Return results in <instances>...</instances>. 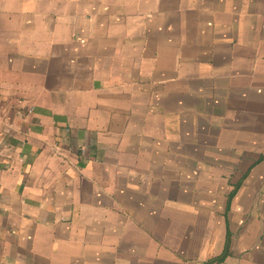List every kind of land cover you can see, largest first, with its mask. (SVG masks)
Masks as SVG:
<instances>
[{"label":"crops","instance_id":"obj_1","mask_svg":"<svg viewBox=\"0 0 264 264\" xmlns=\"http://www.w3.org/2000/svg\"><path fill=\"white\" fill-rule=\"evenodd\" d=\"M0 264H264V0H0Z\"/></svg>","mask_w":264,"mask_h":264}]
</instances>
